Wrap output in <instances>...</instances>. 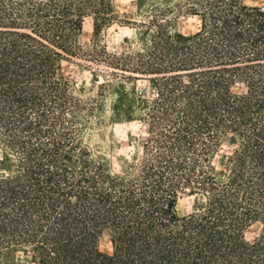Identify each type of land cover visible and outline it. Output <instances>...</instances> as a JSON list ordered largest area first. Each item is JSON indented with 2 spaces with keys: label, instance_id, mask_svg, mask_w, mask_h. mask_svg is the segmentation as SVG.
<instances>
[{
  "label": "trees",
  "instance_id": "trees-1",
  "mask_svg": "<svg viewBox=\"0 0 264 264\" xmlns=\"http://www.w3.org/2000/svg\"><path fill=\"white\" fill-rule=\"evenodd\" d=\"M146 13L124 20L114 0H0V149L11 166L0 174V264H25L20 250L34 264H264V8L181 0ZM182 14L196 32L178 31ZM114 25L133 31L121 53L108 51ZM76 57L108 69L94 97L63 73ZM138 81L152 91L134 100ZM109 111L145 127L122 170L87 142ZM185 193L194 210L180 217ZM106 233L112 255L99 248Z\"/></svg>",
  "mask_w": 264,
  "mask_h": 264
},
{
  "label": "rangeland",
  "instance_id": "rangeland-1",
  "mask_svg": "<svg viewBox=\"0 0 264 264\" xmlns=\"http://www.w3.org/2000/svg\"><path fill=\"white\" fill-rule=\"evenodd\" d=\"M181 0H114L117 11L124 20H140L146 16L147 10L151 6H172ZM249 6L264 8V0H245ZM141 6V8H139ZM199 21L197 18L182 14L176 18V28L183 34H192L197 31ZM106 43L108 51L111 53H121L128 49L132 40L133 31L128 27L114 25L109 28L106 33ZM93 37V22L87 18L84 24V31L80 41L81 46L87 49L90 46ZM128 41V42H126ZM130 41V42H129ZM64 75L76 82L77 86L85 89L86 95L94 97L98 93L99 88L104 83V80L109 78L108 69L104 65H97L84 58H71L64 61L62 64ZM236 90H240L241 86H237ZM152 85L149 81H138L136 83V96L134 100L141 94L150 95ZM132 99V96L130 97ZM145 134V127L140 122L136 121H117L111 119V111L107 114V120L96 125L87 136V142L95 150L102 151L108 155L112 168L114 170H122L127 165V160L132 159L131 155L136 160L141 155V140ZM232 154V149L229 143H224L215 158V164L218 168H222L228 158ZM7 158V153L0 149V174L4 168H10V164L2 165V162ZM195 198L185 193L181 196L178 203V213L180 217H185L191 214L194 210ZM262 225L255 224L248 229L247 239L254 240L261 233ZM99 248L101 252L112 255L113 247L110 241L109 234L106 233L101 241ZM17 257L25 262V264H34L32 253L20 250L17 252Z\"/></svg>",
  "mask_w": 264,
  "mask_h": 264
}]
</instances>
